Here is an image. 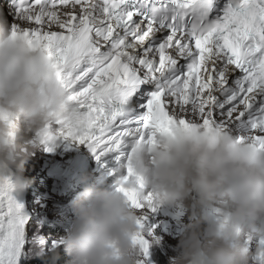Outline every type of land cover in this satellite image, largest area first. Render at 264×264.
Listing matches in <instances>:
<instances>
[{
	"label": "snow or ice",
	"instance_id": "obj_1",
	"mask_svg": "<svg viewBox=\"0 0 264 264\" xmlns=\"http://www.w3.org/2000/svg\"><path fill=\"white\" fill-rule=\"evenodd\" d=\"M10 11L13 37L46 53L84 116L81 126L57 121L45 150L73 141L97 162L126 161L109 175L124 168L116 191L143 213L133 243L145 258L144 222L160 205L135 173L130 143L151 146L177 122H195L264 151V0H10ZM14 190L0 176V264H17L28 226L37 230ZM254 259L264 264V252Z\"/></svg>",
	"mask_w": 264,
	"mask_h": 264
},
{
	"label": "clouds",
	"instance_id": "obj_2",
	"mask_svg": "<svg viewBox=\"0 0 264 264\" xmlns=\"http://www.w3.org/2000/svg\"><path fill=\"white\" fill-rule=\"evenodd\" d=\"M57 121L81 126L84 116L68 100L46 53L21 34L13 37L0 11V176L10 175L18 192L31 183L25 164ZM128 147L136 175L165 205V228L169 219L175 234L185 228L169 264H258L254 257L264 249L253 256L245 241L264 237V151L230 131L195 122H177L154 145L136 141ZM123 175L121 167L117 186ZM91 179L81 178L83 191L71 206L74 222L49 249L53 264L61 250L65 264H142L133 238L143 213L119 192L89 186ZM173 206L183 208L166 216Z\"/></svg>",
	"mask_w": 264,
	"mask_h": 264
},
{
	"label": "rangeland",
	"instance_id": "obj_3",
	"mask_svg": "<svg viewBox=\"0 0 264 264\" xmlns=\"http://www.w3.org/2000/svg\"><path fill=\"white\" fill-rule=\"evenodd\" d=\"M29 161L34 162V164H35L34 169L37 170L38 172H41L42 167H43V169H45V166L50 164V161L47 159V157H43V156L37 155V154H35V156L32 159H30ZM29 170H31V169L26 168L25 174H28ZM41 177H42V174H40L39 178H41ZM48 179L51 180L50 177H48ZM49 180L47 181L49 183V188H48L47 194L42 193V191H40L43 184H41L42 182H39L37 185L35 183V185H36L35 190H38V192L35 191V193H33L32 195H29V196L24 195L23 196V198H25V203H23V206H24L23 209H24L25 213L28 214V218H29L30 222H32L31 220L37 214H43V216H45V217L52 218L53 216L55 217V214H56V216H58L60 213V212H55L57 206H60L59 205L60 203H58V202H56L57 205H55V201L59 197L57 196V199H56V195H51L55 191L52 190V187H51L52 183ZM39 187H40V189H39ZM33 188H34V186H31V188H29V189L31 190ZM19 198H20V196H19ZM44 201H47V205H46L47 207L45 208L44 212H42L41 204ZM61 207L66 208V205L63 204V206H61ZM180 208H183V207H177V206L171 207V209H168L166 211V213H167L166 216L175 215V214L179 213ZM183 214L188 217V214L186 212H184ZM68 218L73 219V221L68 225L70 228L71 224L74 222V218L72 217V215H68V216L63 217L64 220H66ZM215 218H216V214H215V212H212L211 220H214ZM185 219H187V218L185 217ZM171 221L172 220L169 219L167 228L162 227V225H160L159 222H157V223L155 222V224H152V221H149L146 223L145 235H146V238L148 239L149 245H150L147 258L144 257L142 251L137 247V249L140 252V256H141V260L143 261V264H156L157 255H159L162 258L164 264H169L170 259L177 256V254H178L177 253L178 238H179L180 234L184 231L185 228H181L180 232L178 234H175L174 232L176 230L173 229L174 224ZM34 223L37 225V230L35 229L34 225L28 226V228H27L28 234L25 237L24 244L21 248V254L17 260V264H22V262H24L25 258L26 257L29 258L30 255L37 256L39 254V252H41V251H44V250L46 252L49 251V249L52 248L53 241H56L57 244H59L57 239H56L57 236L55 237V235L61 236L63 234L62 232L52 233V236H54V237L50 242H48V239L50 238V236L48 235L49 232H47L45 230V226L42 225V223L39 220L34 222ZM182 226L186 227L187 225H185V223H184V224H182ZM148 232L152 233V237H150V238L147 237ZM37 236H39L42 239V241H43L42 243H37V241H36ZM153 237L155 239H153ZM158 240H159V242H157ZM258 241H259L258 236L254 237L251 241H245L246 246L249 249V253L253 256L256 253ZM164 243H165V245H164Z\"/></svg>",
	"mask_w": 264,
	"mask_h": 264
},
{
	"label": "trees",
	"instance_id": "obj_4",
	"mask_svg": "<svg viewBox=\"0 0 264 264\" xmlns=\"http://www.w3.org/2000/svg\"><path fill=\"white\" fill-rule=\"evenodd\" d=\"M62 255L63 254L60 253V259L56 261L55 264H65V260L67 258H61ZM22 264H53L52 254L49 251H47L42 255L41 254H38L37 256L30 255L29 258H27V260L22 262ZM156 264H164L162 258L159 255H157L156 257Z\"/></svg>",
	"mask_w": 264,
	"mask_h": 264
},
{
	"label": "bare ground",
	"instance_id": "obj_5",
	"mask_svg": "<svg viewBox=\"0 0 264 264\" xmlns=\"http://www.w3.org/2000/svg\"><path fill=\"white\" fill-rule=\"evenodd\" d=\"M0 11H3L4 13H7L8 11L3 7V3L2 2H0ZM9 13V12H8ZM7 20H8V22L9 23H11L12 22V16H11V14L9 13L8 14V16H7ZM27 163L25 164V169L27 168ZM27 171V170H26ZM35 170H34V167L32 166L31 167V171L28 173V174H25V176H28V175H32L33 174V172H34ZM37 173V172H36ZM33 176V175H32ZM14 183V182H13ZM38 184V182H37V180H36V185ZM42 184V183H41ZM35 185V186H36ZM35 186H34V188H35ZM41 187V186H40ZM40 187H39V189H40ZM42 187H44L43 185H42ZM38 189V188H37ZM38 191V190H37ZM12 195L14 196V198L15 199H17V201L18 202H20V203H22V205H23V203H25V198H23V196L25 195V196H29V195H31V194H29V188L28 189H26L23 193H20V192H18L16 189L14 190V192L12 193ZM19 196H20V198H19ZM58 200L59 201H61L62 203H64L65 201H62L61 200V198H58ZM58 200H56L55 201V205H57L56 204V202L58 201ZM62 203H60L59 205L60 206H63V204ZM24 207V206H23ZM24 212V211H23ZM24 214H26L25 212H24ZM158 242H159V240H158ZM157 245V244H156ZM164 245H165V243H164ZM161 247V246H160ZM175 250V249H174ZM176 253V252H175Z\"/></svg>",
	"mask_w": 264,
	"mask_h": 264
}]
</instances>
